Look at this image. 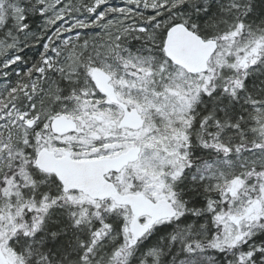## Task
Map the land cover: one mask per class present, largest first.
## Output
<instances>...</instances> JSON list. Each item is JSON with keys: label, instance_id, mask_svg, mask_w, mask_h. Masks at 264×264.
Segmentation results:
<instances>
[{"label": "snow or ice", "instance_id": "snow-or-ice-1", "mask_svg": "<svg viewBox=\"0 0 264 264\" xmlns=\"http://www.w3.org/2000/svg\"><path fill=\"white\" fill-rule=\"evenodd\" d=\"M0 264H264V0H0Z\"/></svg>", "mask_w": 264, "mask_h": 264}, {"label": "trees", "instance_id": "trees-1", "mask_svg": "<svg viewBox=\"0 0 264 264\" xmlns=\"http://www.w3.org/2000/svg\"><path fill=\"white\" fill-rule=\"evenodd\" d=\"M114 2H118V1L116 0V1H114Z\"/></svg>", "mask_w": 264, "mask_h": 264}, {"label": "rangeland", "instance_id": "rangeland-1", "mask_svg": "<svg viewBox=\"0 0 264 264\" xmlns=\"http://www.w3.org/2000/svg\"><path fill=\"white\" fill-rule=\"evenodd\" d=\"M114 1H116V0H114ZM118 1V0H117Z\"/></svg>", "mask_w": 264, "mask_h": 264}]
</instances>
